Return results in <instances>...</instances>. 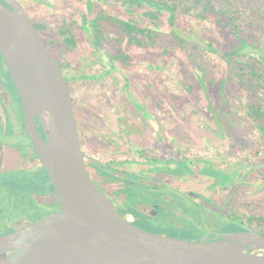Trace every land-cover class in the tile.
Masks as SVG:
<instances>
[{
  "label": "rangeland",
  "instance_id": "1",
  "mask_svg": "<svg viewBox=\"0 0 264 264\" xmlns=\"http://www.w3.org/2000/svg\"><path fill=\"white\" fill-rule=\"evenodd\" d=\"M22 1L38 21L55 27L61 24L63 18H67L68 21L73 18L79 19L80 14L76 10L83 9L77 0ZM259 1L264 7V0ZM176 27L180 28V32L187 38L198 44L194 50L205 68V81H201L200 74L190 63L192 57H188L185 53L166 55L159 46H133L130 50L131 58L128 65L122 61L116 62L119 67L117 76L120 78L117 87L122 95L121 100L116 97L118 101L116 116L127 112V108L121 102L129 100L126 92L123 91V78L125 77L129 80V91L133 92L132 94L138 101L152 112L153 125L158 128L163 127V134L167 135L165 144H163L167 157L170 159L187 158L189 161H185V172L193 166L194 174L188 173L181 181L173 179L171 185L178 186L186 193H202L211 198L208 204V199L204 196L193 195L199 200L194 202L190 197L186 198L185 195L179 194L176 197L179 204L173 202L177 209L173 207V209L158 210L161 216L152 219L151 228L175 237L198 240L202 237L199 233L209 231L210 227L206 223L210 212V209L205 207L206 205L212 209L213 207L222 210L231 209L234 212L241 211L264 216V143H262L258 128L244 115L248 105L247 94L234 90L226 96L223 90L226 64L221 55L225 51L235 52L236 49L248 51L249 47L239 43V39L224 28L209 22L181 16ZM184 27L188 29L187 32L182 31ZM43 34L46 38L52 39L58 36L55 32ZM210 42L213 46L211 50L207 46ZM104 45L109 49L116 45V41H110ZM203 47H206V50H203ZM194 50L190 49V52ZM55 52L62 60L66 58L64 55H59L58 49H55ZM116 53L120 54V48L117 46ZM190 85H194L192 91L188 89ZM136 121L139 126L141 119L138 118ZM153 125H150L148 137L160 143V135L158 139L154 136ZM7 139L15 144L21 141V137L17 139L7 133L0 136V142ZM161 153L162 149L159 148L158 151L149 154L161 155ZM15 157L17 156L11 155V158H7L10 160ZM138 159L143 158L139 156ZM202 163L213 170L220 169V171L228 172L232 174V178L235 176L237 187L231 184L223 187V182L220 181L221 176L218 177L219 184H215V180L208 176L210 172L207 171V175L200 172L204 166ZM243 165L251 170L239 181L240 168ZM44 173L46 174V171L43 166L36 169H18L0 173V195L5 196L6 193H10L13 197L10 199L12 206L9 200L6 203L4 199H0V202L5 204V209H0V232L9 228V221L24 219L31 214L33 209H14V205L18 204L17 199L20 196L19 205L27 206L29 196L22 192L34 191L29 187L37 186L36 180L40 183L44 182ZM9 177H18V183H25L26 187L15 186L8 192L9 183L14 182L7 179ZM39 188L37 191L44 193V188ZM172 194V192L168 193L170 196ZM126 195V192L122 193V198ZM57 207V205L49 208L42 206L40 213L46 210L51 212ZM34 210L37 212L36 209ZM225 218L222 214L214 213L213 216V220L217 222ZM221 224L223 222L213 228L215 233L232 232L242 226L241 224L234 225L235 227Z\"/></svg>",
  "mask_w": 264,
  "mask_h": 264
},
{
  "label": "water",
  "instance_id": "2",
  "mask_svg": "<svg viewBox=\"0 0 264 264\" xmlns=\"http://www.w3.org/2000/svg\"><path fill=\"white\" fill-rule=\"evenodd\" d=\"M0 52L60 207L0 235V264H264V233L252 227L191 240L143 229L116 208L88 172L67 84L18 0H0Z\"/></svg>",
  "mask_w": 264,
  "mask_h": 264
},
{
  "label": "flooded vegetation",
  "instance_id": "3",
  "mask_svg": "<svg viewBox=\"0 0 264 264\" xmlns=\"http://www.w3.org/2000/svg\"><path fill=\"white\" fill-rule=\"evenodd\" d=\"M18 1L22 4L37 28L40 23H45L38 21L22 0ZM3 2L10 7L7 1ZM52 27L56 31L55 26L53 25ZM53 30L52 32H55ZM74 33L77 41L75 44H68L66 46L58 36L54 39L55 41L50 42V39L40 32L67 84L78 122L86 166L96 185L106 194L117 209L120 204V198H122V193L126 191V188H131L132 190L139 188L136 187L137 181L144 188L146 187L149 196L161 197L166 209H173V207L177 209L173 202L179 204L178 198H176L179 194L185 195L186 198L190 197L194 202L199 200L195 199L193 195L204 196L208 199L209 204L211 202L209 196H205L202 193H186L178 186L173 187L171 185L173 179L181 181L184 180L185 175H188L181 173L179 170V162L183 158L170 159L167 157V152L163 148L167 135L163 134V127L158 128L153 125L154 118L152 112L138 101L132 94L133 92L129 91V80L125 77L123 78V91L126 92L129 100H122L121 102L127 108V112L123 111L122 115L116 116V103L118 102L116 97L120 98L122 96L121 90L117 87L120 78L117 76L119 67H117L116 62L121 61V59L119 57L120 54L116 53V45L107 49V46L104 44L110 43V40L98 39L96 36L93 37L92 34H98L95 31L75 29ZM55 49L60 51L59 55H64L66 58L62 60L58 57ZM137 117L139 120L141 119L139 126H137ZM36 124L42 137L45 139V135L40 130L39 117H36ZM151 124L155 129V138L158 139L160 135V143L148 137V130L151 129ZM159 129L161 131H158ZM6 133L12 137H17V139L21 137V141L16 144L8 139L0 142V173L16 171L18 169H36L42 166L35 151L32 138L25 129L21 96L16 88L8 64L0 52V136ZM159 148L162 149L161 155L149 154L150 152L158 151ZM11 155L17 157L9 160L7 157L11 158ZM108 155L109 157H107ZM138 155L143 159H138ZM190 174H194L193 171ZM43 178L44 182L40 183L36 180L37 186L33 185L34 187H29L30 189H34V191L22 192L29 196L26 207L19 205L20 196L17 199L18 204L14 205V209H33L31 214L24 219L20 218L16 221H9V228L6 231L0 232V235L10 233L22 225L33 222L60 209L47 171L46 174H43ZM7 179L14 181L9 183L8 192L15 186L26 187L25 183H18V177H9ZM38 186L44 188V193L41 194L40 191H37L40 189ZM169 192L173 193L172 196L168 195ZM11 198L13 197L10 193H6L5 196L0 195V199H4L6 203ZM10 204L12 206L11 201ZM53 205H57L58 207L51 212L46 210L47 212L40 213L42 206L49 208ZM4 206L5 204L0 202V209H5ZM205 207L210 209L206 223L210 226L211 237L214 236L215 232L213 228L220 222H223L221 225H242L235 230H245L246 226L252 227L246 222L248 213L241 212L242 216H238L234 215L237 212L231 209L222 210L213 207L215 209L214 212L209 205ZM141 212L149 216H154L155 214L152 208L144 209ZM214 213L224 215L226 217L225 220L214 221ZM125 214L133 224L149 230L145 228L149 226L141 222V216H136L129 211ZM209 231L204 232L202 236Z\"/></svg>",
  "mask_w": 264,
  "mask_h": 264
},
{
  "label": "trees",
  "instance_id": "4",
  "mask_svg": "<svg viewBox=\"0 0 264 264\" xmlns=\"http://www.w3.org/2000/svg\"><path fill=\"white\" fill-rule=\"evenodd\" d=\"M77 1L83 7L82 10H76L80 14L79 19L73 18L68 21L67 18H63L61 24L55 27L56 31L51 25L40 23L39 31L41 33L55 31L66 46L75 44L77 41L75 29L98 32L92 36H96L98 39L116 41V46L120 48L119 57L126 65L130 62V50L133 46H159L166 55H183L185 53L188 57H192L190 63L200 74L203 82L206 79L205 68L198 60L194 50L198 44L187 38L180 32L181 29L176 27L179 18L181 16L190 17L198 21L209 22L233 34L239 39V43L247 45L249 50L239 51L236 49L235 52L225 51L221 55L226 64L225 78L223 79L224 94L227 96L234 90L247 94L248 105L244 115L258 128L262 136V143H264V7L259 0ZM182 31L187 32L188 29L184 27ZM49 39L50 42L54 40ZM207 44L211 50L212 43ZM190 49H193L194 53L190 52ZM202 49L206 50V47ZM193 87L194 85H190L188 89L192 91ZM40 130L44 134L41 121ZM185 161L188 162L189 160L183 158L179 162V170L183 174H190L192 173L191 167L185 172ZM250 170L251 168L247 169L243 165L240 168L239 181ZM207 171L211 173L209 176L216 180L215 184H219L218 177L221 176L220 181L223 182V187L228 184L236 186L235 176L232 178V174L220 171V169L213 170L204 164L201 172L205 174ZM136 187L137 190L126 188L127 195L120 198L118 209L122 214L129 211L136 216H141V222L149 226L145 228L153 230L151 228L152 219L159 218L161 213L158 210L166 208L161 197L149 196L146 187L144 188L138 181ZM148 208L154 209V216L144 215L141 212ZM236 212L238 214L235 213L234 215L242 216L241 211ZM246 217V222L249 225L264 233V216L249 214ZM203 234L200 232L199 236Z\"/></svg>",
  "mask_w": 264,
  "mask_h": 264
},
{
  "label": "bare ground",
  "instance_id": "5",
  "mask_svg": "<svg viewBox=\"0 0 264 264\" xmlns=\"http://www.w3.org/2000/svg\"><path fill=\"white\" fill-rule=\"evenodd\" d=\"M37 111L40 113L41 118L44 121L46 128H48L49 127L50 113L41 107H38Z\"/></svg>",
  "mask_w": 264,
  "mask_h": 264
}]
</instances>
